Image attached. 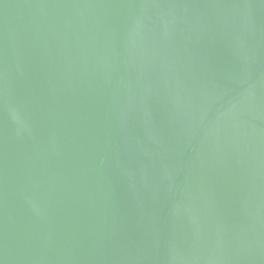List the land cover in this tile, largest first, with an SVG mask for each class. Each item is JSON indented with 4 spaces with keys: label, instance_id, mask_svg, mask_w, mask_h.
Wrapping results in <instances>:
<instances>
[{
    "label": "water",
    "instance_id": "water-1",
    "mask_svg": "<svg viewBox=\"0 0 264 264\" xmlns=\"http://www.w3.org/2000/svg\"><path fill=\"white\" fill-rule=\"evenodd\" d=\"M0 264H264V0H0Z\"/></svg>",
    "mask_w": 264,
    "mask_h": 264
}]
</instances>
